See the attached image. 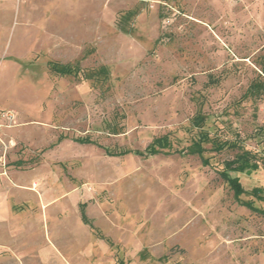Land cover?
<instances>
[{"label": "rangeland", "instance_id": "1", "mask_svg": "<svg viewBox=\"0 0 264 264\" xmlns=\"http://www.w3.org/2000/svg\"><path fill=\"white\" fill-rule=\"evenodd\" d=\"M263 66L264 0H0V264H264Z\"/></svg>", "mask_w": 264, "mask_h": 264}, {"label": "trees", "instance_id": "2", "mask_svg": "<svg viewBox=\"0 0 264 264\" xmlns=\"http://www.w3.org/2000/svg\"><path fill=\"white\" fill-rule=\"evenodd\" d=\"M59 71L62 72V73H70L72 72V68L70 67H62V66H57ZM262 72L264 74V66L262 68ZM156 143V142H154ZM199 145V147H191L189 148V152L191 153H196L200 156V158L202 159V161L207 164V160L204 158L203 156V151H204V148H202L201 144L199 142H195L193 143L192 145ZM165 146H168L170 147V143H169V140H167L166 138V141L164 142L163 145H161V147H165ZM190 147V146H189ZM154 151H156L154 149ZM259 166L257 163H249V160L247 158V153L243 154V155H240L239 157L235 158V159H232V160H228L225 162V168L220 171V174L222 176L225 177V179H227L229 181V184L235 189L236 191V194L239 195L241 194L242 192H244V188L238 178V176H231L230 175V172H238V171H245V172H250L251 170H255L257 169ZM263 169H264V164H263ZM252 195L255 196L256 198H258L259 200H264V195L262 196L261 193H262V189L261 188H254V190L251 191ZM253 202H248L246 203V206H248L249 208H251L252 210H254L256 213H260V214H263L264 215V209H261V208H257L255 206H253L252 204Z\"/></svg>", "mask_w": 264, "mask_h": 264}, {"label": "built area", "instance_id": "3", "mask_svg": "<svg viewBox=\"0 0 264 264\" xmlns=\"http://www.w3.org/2000/svg\"><path fill=\"white\" fill-rule=\"evenodd\" d=\"M2 117H3L4 121L5 120L9 121V120H11L13 118V114L11 112H7L5 114L2 113L1 116H0V119H2ZM0 126H1V124H0Z\"/></svg>", "mask_w": 264, "mask_h": 264}]
</instances>
